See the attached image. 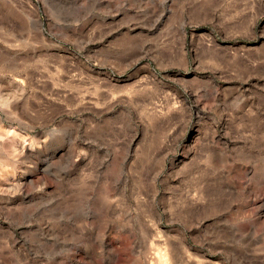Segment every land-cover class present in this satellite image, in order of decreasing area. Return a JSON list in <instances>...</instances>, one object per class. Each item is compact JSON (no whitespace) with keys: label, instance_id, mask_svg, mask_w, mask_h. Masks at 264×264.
<instances>
[{"label":"rangeland","instance_id":"obj_1","mask_svg":"<svg viewBox=\"0 0 264 264\" xmlns=\"http://www.w3.org/2000/svg\"><path fill=\"white\" fill-rule=\"evenodd\" d=\"M0 264H264V0H0Z\"/></svg>","mask_w":264,"mask_h":264}]
</instances>
